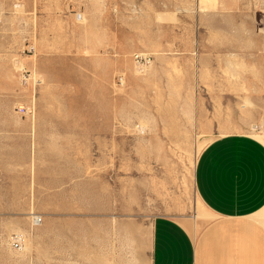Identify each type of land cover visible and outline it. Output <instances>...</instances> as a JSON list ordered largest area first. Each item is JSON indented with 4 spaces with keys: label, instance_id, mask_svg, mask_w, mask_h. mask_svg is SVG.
Listing matches in <instances>:
<instances>
[{
    "label": "rangeland",
    "instance_id": "rangeland-1",
    "mask_svg": "<svg viewBox=\"0 0 264 264\" xmlns=\"http://www.w3.org/2000/svg\"><path fill=\"white\" fill-rule=\"evenodd\" d=\"M257 166L264 0H0V264H264Z\"/></svg>",
    "mask_w": 264,
    "mask_h": 264
},
{
    "label": "crops",
    "instance_id": "crops-1",
    "mask_svg": "<svg viewBox=\"0 0 264 264\" xmlns=\"http://www.w3.org/2000/svg\"><path fill=\"white\" fill-rule=\"evenodd\" d=\"M250 153L245 156V160H250ZM257 169V170H256ZM256 169L244 170V179L247 181V187L244 191L237 196L227 195L222 193L221 206L224 210L227 208L228 219L235 221L234 228L240 233L250 227L249 224L241 218L257 211L264 205V171L258 166ZM256 213H264V206ZM235 247L239 251V257L237 264H262L261 251L256 250V246L251 249V245L247 241L246 237H240Z\"/></svg>",
    "mask_w": 264,
    "mask_h": 264
},
{
    "label": "built area",
    "instance_id": "built-area-1",
    "mask_svg": "<svg viewBox=\"0 0 264 264\" xmlns=\"http://www.w3.org/2000/svg\"><path fill=\"white\" fill-rule=\"evenodd\" d=\"M134 58L136 59V61H140V60H144L145 59V56L143 55H140V54H135L134 55ZM22 72V82L23 83H26L27 80L30 78L29 77V74L27 73L26 75H24L23 72H25L24 70L21 71ZM119 81L120 78H119ZM33 107H34V100L33 98L31 97V99L28 101V104H24V103H21L20 105H18V108L31 114L33 113ZM34 222L37 223L38 221H40V217L38 216H34ZM11 242L14 246L16 247H20L21 243H22V234L20 233H14V235H12L11 237Z\"/></svg>",
    "mask_w": 264,
    "mask_h": 264
},
{
    "label": "bare ground",
    "instance_id": "bare-ground-1",
    "mask_svg": "<svg viewBox=\"0 0 264 264\" xmlns=\"http://www.w3.org/2000/svg\"><path fill=\"white\" fill-rule=\"evenodd\" d=\"M32 220L34 221L35 219H34V216H32Z\"/></svg>",
    "mask_w": 264,
    "mask_h": 264
}]
</instances>
